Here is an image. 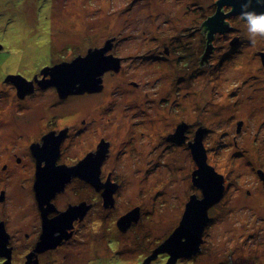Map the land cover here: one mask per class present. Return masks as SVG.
<instances>
[{
	"label": "rangeland",
	"instance_id": "1",
	"mask_svg": "<svg viewBox=\"0 0 264 264\" xmlns=\"http://www.w3.org/2000/svg\"><path fill=\"white\" fill-rule=\"evenodd\" d=\"M215 1L0 0V43L3 45L0 51V123L8 119L6 126L0 125V168L4 162L15 161L14 154L21 156L24 162L31 161L30 154L24 156L23 146L36 137L37 127L42 124L38 120L28 126L29 129L23 127V123L11 127L9 120L17 121L15 116L24 119L23 122L31 118L28 114L32 113L33 104L30 100L20 102L15 88L2 81L9 58L18 57V61L6 66L11 75L15 78H22L23 74L32 76L47 61L48 46L44 49L40 45L49 38L54 42H58L57 39L79 42L85 35L89 47L104 46V40L117 34L141 36V40L150 32L157 34V29L166 32L169 38L175 33H186V28L192 25L196 27L195 21L199 18L198 31L194 33L200 37L201 59L206 37L202 23L213 16ZM232 16L225 20H229L236 31L226 35L217 33L213 41L214 57L208 55L205 64L208 66H200L199 77L189 83L190 90L197 91L196 102L187 97L186 102L179 105L190 104L188 109L182 108L185 117L211 130L205 139L208 163L225 176L226 190L221 200L209 209L210 220L200 251L190 258L181 257L176 264H264V176H261L264 175V65L260 56L264 52V37H257L256 43L251 44L244 20L240 15ZM236 35L242 36L240 44H233ZM130 47L134 45L128 49ZM81 51L86 54V48ZM130 66L127 62L126 68ZM174 73L171 68L155 70L153 66L129 70L122 78L107 73L104 77L107 88L102 94L79 97L76 102L64 106V113H75L77 119L87 112L102 114L99 118L103 121V136L112 142L111 158L104 169L107 172L114 166L125 167L128 175L124 176L114 206L104 208L101 219L92 214L83 228L78 226L68 242L45 255L42 264H167L164 255L146 261L180 225L188 193L202 196L201 189L192 186L195 163L190 148L186 144L168 148L164 132L160 131L161 126L169 132L172 129L169 122L177 119V112L173 115L167 110L172 104L164 103L158 95L160 88L163 95H168V101L175 98L170 95V86L175 85L176 80ZM161 76L167 78L163 80ZM147 81L156 82V88L146 87ZM136 83L141 87L132 85ZM166 84L169 87L161 88ZM57 89V86L52 87L46 92L59 99ZM117 90L120 93L113 94ZM54 91L57 96L52 93ZM147 92L150 95L146 98ZM55 108L63 107H47L46 114L57 111ZM132 114L135 119H131ZM145 114V126H135L134 121H141ZM131 130L135 142L127 143L123 134ZM143 132L145 137H142ZM139 149L141 158L136 157ZM125 150L128 152L124 153ZM158 160L167 165L147 172L146 179L145 167L154 166ZM29 170L25 167L19 173L0 171V179L4 182L18 175L15 181L0 183V189L7 191L5 203L0 204V208L4 218L9 219L8 233L16 241L12 264L26 263L24 252L29 247L26 233L32 237L37 220ZM62 198L67 203L77 197L68 192ZM139 205L144 207L145 213L122 231L117 225L119 218ZM6 260L0 255V264Z\"/></svg>",
	"mask_w": 264,
	"mask_h": 264
},
{
	"label": "flooded vegetation",
	"instance_id": "2",
	"mask_svg": "<svg viewBox=\"0 0 264 264\" xmlns=\"http://www.w3.org/2000/svg\"><path fill=\"white\" fill-rule=\"evenodd\" d=\"M172 20H173L172 18L169 19L170 22H172ZM169 21H166L165 23L169 24L170 23ZM224 21L229 26V30L226 32H217L218 34L221 33L226 35L228 33L236 31V28H234L233 25H231L228 22L229 20L228 21L224 20ZM198 23H199V18H197V20L195 21L196 27L192 25L191 27L186 28V33H180V34L175 33L169 38L165 36L166 32H160L157 29V34L156 33L152 34L150 32V35L145 34V37H143L141 40H139L141 36L133 37L130 34H125V35L117 34L115 36H112L111 39L108 38L107 40H104L103 45L104 44L106 45V43H108V49L106 50L105 55L107 56L112 55L113 57L118 58L119 66L117 65L118 67L109 69L103 73V75L101 76L102 89L99 91L86 90L84 92L70 93L62 97L57 89L56 92L60 96L58 97L59 99L57 98L55 99L52 95H49L48 92H46L49 88L56 87L51 81L52 75L50 73L49 68L63 62L72 61L74 58H76L79 55L85 56L87 55L90 49L102 48L105 46V45L102 46L96 44L89 47L87 45L86 42L87 38L85 35H82L83 39H80L79 42L70 41L68 39H64V41H59V39H57L58 42H54V39L49 38L46 40L47 41L46 43H41L42 45L40 46H42V48L44 49L46 48V46H48L49 55L47 61L44 64H42L38 68V70H36V72L33 73L34 76L23 74L21 79L23 80V82L26 83L22 84L20 88L13 81L12 77H14V75L10 74L12 72L6 71V66L10 67L13 62L18 61V57L15 59L9 58V60L6 62V65L3 69L2 81L11 84V86L15 88L18 100L20 102L24 103L30 100L31 104H33L32 113L28 114L29 116H31V118L25 119V121L23 122L24 119L15 116L17 121L14 119L9 120L12 121L11 127L13 126L19 127L20 124L23 123V127L27 126V129H29L28 126L29 127L31 125L33 126L36 121L39 120L42 122V124L37 127V131L35 132L36 137L32 141H30L28 145L25 144L23 146V152H25L24 156L27 157L30 154L31 161L24 162L21 156L14 154L13 157L15 158V161L14 159H12L10 160V162H4L0 168V171L3 173H6V171L8 170H14L16 173H19V170H21L22 168L25 167L30 168V170L27 173H28V178L30 179L29 183L32 185V194L35 200L37 220H36L35 228L32 233V237L30 233H26V238H27L26 243L29 246L25 248L24 256L26 258L27 255H29L32 251L35 250L36 244L39 241L40 236L42 234L43 213H45L47 219H53L54 217L59 216L61 212L65 211L71 205L82 204L83 207H86V211L82 215V217H78L77 219H74L71 228L65 232V234H70L69 238L63 239L62 243L56 248L48 249L38 254L39 264H42V259L45 255L55 251L62 244L68 242L70 238H72V236H74V234L78 230V226L83 228L92 214L99 215L98 218H100L104 208H106L104 203L103 184L109 182L117 185V190L114 193L115 202L118 193L122 189V185H123L122 182H124L123 180L125 178L124 176L128 175L127 171L125 170L126 168L114 166L112 169L108 170L107 172L104 169L105 163L111 158L112 142L109 138L103 136V132H104L103 121L101 118H99L102 114L98 116L96 115V113L93 114L92 112L91 113L83 112L84 113L83 117L77 119L76 118L77 115L75 113H73L74 115L72 113L68 115L64 113V111L66 110L64 106L72 102H76L78 99H80L79 97L86 98L92 95L102 94L107 88L105 84L106 82L104 83V77L106 76L107 73L109 74L112 73L115 74L114 76L117 77L121 76L122 78L126 72H129V70L136 69L137 67H141V66L142 67L153 66L155 70H158V68L160 69L162 67H164L165 69L171 68L172 70H175L174 73L176 74L175 85H171L170 89L172 92L169 91L170 95L171 96L174 95L175 98H173V100L168 101L169 99L167 97L168 95H163L164 92L160 88L158 90V95L161 96V99L164 101V103L166 101V104L168 103L172 104L167 108V110H170V113L173 115H175V112H177L176 113L177 119L175 121L169 122L172 128L169 132H167L165 128L161 129V126H160V131L164 132L162 135H164L165 139L167 140L166 142L168 143L167 146L168 148L186 144L187 147L190 148L192 158L194 159L192 152L193 145L196 142V139L199 134V130L203 129L204 130L203 144L207 152L208 149L205 145V139L207 138L208 134L209 135L211 134V130H209L207 126H205V124L202 125L199 124L198 122L194 123L193 121L190 120V118L185 117L186 115L183 109H188L189 108L188 106H190V104L184 107L179 106L183 102H186L185 100L187 97H191L190 99H192L193 102H196L195 97L197 91L196 89L194 91L190 90L191 86L189 83L190 82L192 83L194 80H196L199 77L201 71L200 66H204V67L208 66L205 65L206 61L209 60V56H212V58L214 57V55L212 54L216 49L213 46V41L216 39L215 37L217 33L214 34L213 38L209 39L208 36L209 30L207 26H205V24L202 23V29L204 31V34H206V37L204 38L205 43L204 42L202 43L203 44L202 48H204V45L205 47H207V45H211L212 51L211 54L208 56V58L204 59L203 55L207 49L205 48L204 53L201 56L202 58L200 59L199 56L200 37L199 35L197 36L194 33L198 31V27H199L197 26ZM236 38H238V41L235 44H240L242 38L239 35H236L234 39ZM189 39L192 40L189 41ZM109 40L110 42H108ZM131 44L134 45V47H130L128 49V47L131 46ZM85 48H86V52L84 53L86 54L83 55L81 50H84ZM127 62L131 64L129 68H126ZM158 65H162V67H159ZM45 68L46 69L48 68L46 73L43 70ZM166 78H167L166 76L160 77V79L163 80H165ZM145 83H146V87H148L149 89L156 88V82L151 83L150 81H147ZM132 85L137 88L141 87L139 86L140 84L138 83ZM165 87H169L168 84L162 85L161 88H165ZM123 90L124 88L121 89V91ZM56 92L54 91L52 93H54L57 96ZM116 92L120 93V90L114 91L113 94H115ZM179 93L182 96L178 97ZM149 95H150L149 92H147L146 98ZM51 97L52 99L50 100ZM44 98L46 102L44 101ZM190 99L188 100V103L190 102ZM149 101L152 102L151 99ZM99 106L100 105H98V107ZM47 107H63V108L62 109L55 108L57 109V111L59 109L60 110L58 112L52 111L46 114V112L48 111ZM145 116L146 114L144 115V118L141 121L133 120L134 125L145 126L144 122L145 120H147ZM133 118L135 119V115L133 116L132 114L131 119ZM7 121L8 119H4V121L1 122L0 125L3 126L5 124L6 126ZM162 125L166 127L165 122H163ZM19 129L21 130V132H23L21 127ZM130 133H134V131L133 130L124 131L123 134V136L126 137L125 141L127 143L135 142V135L133 134L131 135ZM142 135H141L142 137H145L144 132ZM146 135H149L148 132H146ZM21 136H23V133L21 134ZM104 147L107 148V151L102 152V154H99L98 151ZM135 149L136 148H134V151L136 152ZM103 150L104 149H102L101 151ZM139 151H140L139 153L140 155L138 154V156L136 157L141 158V150L139 149ZM125 152L128 151L125 150L124 153ZM50 160H53V164L55 167H63V166L73 167V166H77L81 161L86 160L85 173L83 176L70 175L69 181L66 182L64 189L61 191H57L50 199L49 204H47V202L44 201L43 205H40L39 203L40 192L37 193V189H36L37 183L50 182L52 180L62 178L61 176L57 175L54 171L49 172L47 170L46 167L48 166V162ZM207 160H208V153H207ZM194 163H195V168L194 171H192V182H193L192 186L200 191V188L197 185H195L193 181L194 172L198 169V164L195 159H194ZM159 165L165 166L167 164L162 160L160 161L158 160L157 163H154V166L145 167L146 179L148 174L152 172V169L158 167ZM176 167L177 166H175V168ZM17 177L18 175H13L12 178L10 176V179L6 180L5 182L2 179H0V183L5 184L8 183L7 181L10 182L11 180L15 181ZM223 177L225 176L223 175ZM93 183L96 184L98 187L95 186ZM225 190H226V186H225ZM68 192H71L77 198L65 203L62 197ZM6 195H7L6 189L1 188L0 204L5 203L4 201L6 199ZM194 195L197 196L198 198L202 197L199 196L198 193L189 192L187 195L188 196L187 201L185 202L184 205L185 208L187 203L190 201V198ZM61 201L64 202L65 204H63ZM135 207L140 208L141 215L144 214L146 211L143 206L139 205ZM184 211L185 209H183V212L181 213L182 216L184 214ZM0 222L4 223L5 228L8 232L9 219L6 217L4 218V213L1 208H0ZM15 243L16 241H13V236L10 234L8 247L12 248V256H11L12 263H13V256L15 254L14 251L16 249ZM161 255H164V257L169 259V254L161 253L159 254V257ZM36 258L37 257L34 256L33 260H35ZM25 261L26 260H24V262Z\"/></svg>",
	"mask_w": 264,
	"mask_h": 264
},
{
	"label": "water",
	"instance_id": "3",
	"mask_svg": "<svg viewBox=\"0 0 264 264\" xmlns=\"http://www.w3.org/2000/svg\"><path fill=\"white\" fill-rule=\"evenodd\" d=\"M216 2V1H215ZM244 0H217V11L213 16L205 22L209 30V38H213L217 32H226L229 26L225 23L228 15H240L241 5ZM231 10L229 14H225L222 9ZM250 10L256 12H264V0H252ZM238 38L233 40V44ZM110 42V40L108 41ZM3 45L0 43V51ZM108 49V43L102 48L90 49L87 55H79L70 62H63L49 68L52 75V83L57 86L62 97L74 92L99 91L102 89L103 73L109 69L119 66V59L112 55H105ZM212 51L209 45L206 49L204 59H207ZM262 63L264 65V52L260 53ZM118 65V66H117ZM48 68L44 69V72ZM13 81L19 86L25 84L21 77H12ZM204 130L200 129L196 142L193 145V156L198 164V169L194 172L193 181L202 191V197L192 196L186 205L183 218L180 225L173 231L168 239L159 246L153 255L147 259V263L156 259L159 254H169L167 264H176L181 257H192L196 255L204 242V231L210 220L209 209L219 202L224 193V177L219 174L213 166L208 163L207 152L203 144ZM104 149L103 151H101ZM98 151L99 154L106 152L104 147ZM105 157V156H104ZM86 160L81 161L77 166L73 167H55L53 160L48 162L46 167L49 172L54 171L61 179L52 180L50 182H38L36 189L39 194V203L43 205L44 201L49 204L50 199L57 191L64 189L66 182L69 181L70 175L83 176L85 173ZM262 174V171H260ZM262 177L264 175H261ZM94 184V183H93ZM97 186L96 184H94ZM98 187V186H97ZM104 187V203L105 207L114 206V193L117 185L113 183H105ZM86 207L80 205H71L59 216L53 219H47L43 213V231L35 250L27 256L25 264H39L38 254L48 249H54L59 246L63 239L69 238L70 234L65 232L71 228L72 222L78 217H82ZM140 208L135 207L126 214L122 215L117 225L122 231H126L134 222L140 218ZM10 234L7 232L3 222H0V255L5 256L7 260L4 264H12V248L8 247ZM37 257L33 260V257Z\"/></svg>",
	"mask_w": 264,
	"mask_h": 264
},
{
	"label": "clouds",
	"instance_id": "4",
	"mask_svg": "<svg viewBox=\"0 0 264 264\" xmlns=\"http://www.w3.org/2000/svg\"><path fill=\"white\" fill-rule=\"evenodd\" d=\"M252 0H244L241 5V19L245 22L247 37L251 44H255L257 37H264V12L250 10Z\"/></svg>",
	"mask_w": 264,
	"mask_h": 264
},
{
	"label": "trees",
	"instance_id": "5",
	"mask_svg": "<svg viewBox=\"0 0 264 264\" xmlns=\"http://www.w3.org/2000/svg\"><path fill=\"white\" fill-rule=\"evenodd\" d=\"M216 11H217V0H216V3L214 4V10L212 11V13L215 14ZM222 11H223V12L225 11V12H224L225 14H229L231 10L226 11L225 8H223ZM212 13H211V14H212ZM228 16H229V15H228ZM231 16H232V15H231ZM232 17L234 18V16H232ZM204 24H205V23H204ZM239 36L242 38L241 35H239ZM209 39H210V38H209ZM209 41H210V40H209ZM204 43H205V41H204ZM208 46H209V45H207V47H208ZM207 47H205V45H204V48H203V49H205V48H207Z\"/></svg>",
	"mask_w": 264,
	"mask_h": 264
}]
</instances>
